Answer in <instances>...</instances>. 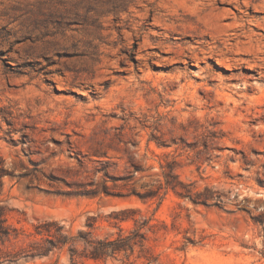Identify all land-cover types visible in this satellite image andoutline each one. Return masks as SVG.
I'll return each instance as SVG.
<instances>
[{
	"label": "rangeland",
	"instance_id": "obj_1",
	"mask_svg": "<svg viewBox=\"0 0 264 264\" xmlns=\"http://www.w3.org/2000/svg\"><path fill=\"white\" fill-rule=\"evenodd\" d=\"M261 58L264 0L7 5L0 205L21 234L0 264H264ZM141 215L156 226L132 253L30 254L41 222L114 238Z\"/></svg>",
	"mask_w": 264,
	"mask_h": 264
},
{
	"label": "trees",
	"instance_id": "obj_2",
	"mask_svg": "<svg viewBox=\"0 0 264 264\" xmlns=\"http://www.w3.org/2000/svg\"><path fill=\"white\" fill-rule=\"evenodd\" d=\"M174 190L178 193L176 189ZM131 211L138 210L126 208L114 211L111 214L117 224L118 222L126 221L129 218L127 213ZM95 222V218H90L86 223L87 230L79 229L76 234L65 230L64 226L57 221L50 220L37 224L34 228V233H32L33 239L29 241L31 256H49L56 250L61 251L65 247L70 252L72 262H76L77 258L106 259L127 249L132 253L136 245L140 247L144 245L146 235L141 230L146 228V230L153 232V228L156 226L155 223H150V219L148 220L141 215L139 219H134L135 228L129 235L119 233L114 238L107 236L98 239L93 238ZM19 234H21L19 229L7 223L5 207L0 205V243L4 244L6 241L18 239ZM137 237L139 240H136ZM78 244L83 246L81 251H77L75 248Z\"/></svg>",
	"mask_w": 264,
	"mask_h": 264
},
{
	"label": "bare ground",
	"instance_id": "obj_3",
	"mask_svg": "<svg viewBox=\"0 0 264 264\" xmlns=\"http://www.w3.org/2000/svg\"><path fill=\"white\" fill-rule=\"evenodd\" d=\"M47 19V18H46ZM42 21H45V17L44 18H40L38 21L37 20H35L31 25H29V26H26V27H21L20 28V32L21 33H29V32H31V30L33 29V28H35V27H37L38 26V23L40 24ZM38 22V23H37ZM262 53V52H261ZM261 60L264 62V58H261Z\"/></svg>",
	"mask_w": 264,
	"mask_h": 264
},
{
	"label": "clouds",
	"instance_id": "obj_4",
	"mask_svg": "<svg viewBox=\"0 0 264 264\" xmlns=\"http://www.w3.org/2000/svg\"><path fill=\"white\" fill-rule=\"evenodd\" d=\"M14 2L15 0H0V12H2L7 5ZM31 2L34 4L35 0H31ZM16 23H19V21L14 20V23L10 24V27L15 26Z\"/></svg>",
	"mask_w": 264,
	"mask_h": 264
}]
</instances>
